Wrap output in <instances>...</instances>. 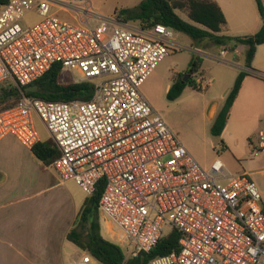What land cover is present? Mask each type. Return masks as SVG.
I'll list each match as a JSON object with an SVG mask.
<instances>
[{
  "label": "built area",
  "instance_id": "1",
  "mask_svg": "<svg viewBox=\"0 0 264 264\" xmlns=\"http://www.w3.org/2000/svg\"><path fill=\"white\" fill-rule=\"evenodd\" d=\"M53 5L75 8L85 22L60 20L51 14ZM30 12L39 21L22 26ZM172 35L160 24H129L119 12L94 15L80 0H7L0 5V85L28 86L59 64L73 82L94 89L88 101L21 97L0 111V141L11 134L31 150L41 141L37 116L59 150L50 167L60 182L73 181L91 196L104 179L98 213L118 230L124 263L176 230L178 250L149 264H264L256 184L219 159L202 166L141 93L163 59L179 49ZM203 87L199 79L197 88ZM257 140L253 157L264 150V132ZM92 258L85 252L76 264Z\"/></svg>",
  "mask_w": 264,
  "mask_h": 264
},
{
  "label": "crops",
  "instance_id": "2",
  "mask_svg": "<svg viewBox=\"0 0 264 264\" xmlns=\"http://www.w3.org/2000/svg\"><path fill=\"white\" fill-rule=\"evenodd\" d=\"M214 1L226 21L220 35L244 37L261 29L264 21L255 0ZM262 4L264 8V0ZM54 8L51 14L60 20L77 24L85 22L76 10L53 5ZM221 49H218L220 57ZM245 52L244 45L227 49L220 59L200 52L202 62L198 80L202 79L203 90L212 95V99L200 106V114L209 130L239 71L249 72L229 110L221 135L215 137L217 154L209 162L219 159L228 171L235 174L241 173L248 159H261L264 155V150L257 157L251 155L252 146L258 144V133L264 132V43L256 46L250 71L243 64ZM190 58L191 55L188 61ZM178 74L177 68H171L165 86L167 91ZM146 81L140 86L142 95ZM237 167L241 168L240 171L231 170ZM257 172L264 174V167ZM78 186L73 181L60 182L52 167L39 161L11 134L3 138L0 141V264H66L67 253L78 248L67 240V234L78 225V214L89 198ZM260 194L264 206V190ZM99 223L100 233L103 227L107 235L104 237L101 233L102 237L118 245L120 234L111 221L100 214ZM85 252L77 254L74 264ZM91 262L98 261L92 258Z\"/></svg>",
  "mask_w": 264,
  "mask_h": 264
},
{
  "label": "trees",
  "instance_id": "3",
  "mask_svg": "<svg viewBox=\"0 0 264 264\" xmlns=\"http://www.w3.org/2000/svg\"><path fill=\"white\" fill-rule=\"evenodd\" d=\"M6 2L7 0H0V5ZM255 2L258 7V13L264 21L262 0H255ZM176 10L185 12L188 20L182 19ZM119 14L125 22H139L145 27L160 24L173 32L183 33L194 41L210 42L218 47H228V50L233 49L237 45H244L246 46V52L243 64L249 71L251 70L250 63L256 46L264 43V23L254 35L244 37L220 35L219 33L225 27L226 21L220 7L214 0H141L136 8L120 9ZM188 62L184 75L188 74L189 78L182 82L183 75L178 74L175 77L166 94L169 101L177 99L188 86L192 89H199L194 76L200 72L202 57L192 54ZM62 73V67L59 64L53 65L38 81L36 80L30 84L38 87L34 93L24 92L26 86L18 87L12 83L7 86L1 84L0 111L12 108L21 97L58 102L88 101L91 99L94 89L92 83L70 82L62 84L60 83ZM248 75L249 72L239 71L221 109L216 113L217 115L209 130L214 138L221 135L229 110L237 97L244 78ZM31 152L46 166H50L53 162L52 160L59 155V150L51 139L36 143L31 148ZM103 189L104 179H101L93 194L84 202L77 217L78 225L67 234L66 238L69 242L79 249L90 253L100 264H149L152 259L158 256H164L178 250L180 234L176 230H171L158 239L159 241L155 247L149 252H141L124 263V254L121 248L102 237L100 233L98 202ZM78 226L86 230L84 241L80 238L81 233L77 229Z\"/></svg>",
  "mask_w": 264,
  "mask_h": 264
},
{
  "label": "rangeland",
  "instance_id": "4",
  "mask_svg": "<svg viewBox=\"0 0 264 264\" xmlns=\"http://www.w3.org/2000/svg\"><path fill=\"white\" fill-rule=\"evenodd\" d=\"M140 2L141 0H80V5L83 6L87 4L94 15H111L114 12H119L120 9H134ZM51 10H55V8L53 9L52 6ZM74 10L76 9L74 8ZM176 12L182 19L188 20L185 12L179 10H176ZM38 21L39 16L34 12H30L20 20V24L22 26H32ZM90 23H93V20H91ZM128 23L138 25L139 22ZM172 36H174V41L179 45V49H176L174 53L164 58L158 65L154 73H152L143 86V95L155 112H157L178 135L181 142L188 148L187 150H189L190 154L202 166H206L214 156H216V148L218 147L216 139L209 132L208 124L202 120V115L200 114V106L212 99L211 93H207V90L192 89L188 86L177 99L169 101L166 97L167 90L165 86L168 83L171 68H177L180 72L179 75L185 77L184 67L186 66L189 55H202L200 52H203L220 59L221 57L218 54L219 47L210 42L204 43V41H194L183 33L173 32ZM211 48H213L215 52H212ZM204 58L210 57L204 56ZM199 77V74L194 76L195 82ZM70 82H73L70 78V74L68 71H64L60 77V83L67 84ZM10 83L12 82L7 81L3 84L7 86ZM196 85H198L197 82ZM34 125L40 139L42 141L48 139V132L37 116H34ZM252 159L253 158H250V160L248 159L246 161L241 173H247L261 193V191L264 190V174L257 171L264 167V155L261 159ZM240 169L241 168L237 167L235 170H231L238 172ZM77 229L81 233L80 238L84 241L86 230L80 226H78ZM101 233L104 237H107L103 232V227ZM73 250L71 254L67 253L66 264H74L77 254L83 251L75 247ZM92 263L93 262H90L88 264ZM95 264L100 263L97 262Z\"/></svg>",
  "mask_w": 264,
  "mask_h": 264
},
{
  "label": "water",
  "instance_id": "5",
  "mask_svg": "<svg viewBox=\"0 0 264 264\" xmlns=\"http://www.w3.org/2000/svg\"><path fill=\"white\" fill-rule=\"evenodd\" d=\"M188 77H189V75L186 74L185 77H184V79L182 80V82L186 81ZM37 89H38V87L36 85H30V86H26L24 88V92L34 93V92L37 91Z\"/></svg>",
  "mask_w": 264,
  "mask_h": 264
}]
</instances>
